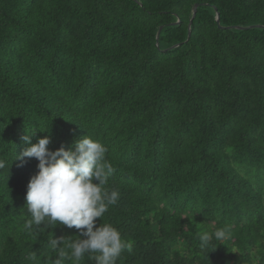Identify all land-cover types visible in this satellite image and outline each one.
I'll return each mask as SVG.
<instances>
[{"label":"trees","instance_id":"obj_1","mask_svg":"<svg viewBox=\"0 0 264 264\" xmlns=\"http://www.w3.org/2000/svg\"><path fill=\"white\" fill-rule=\"evenodd\" d=\"M28 131L107 147L117 264H264V0H0V264L80 238L25 228Z\"/></svg>","mask_w":264,"mask_h":264},{"label":"clouds","instance_id":"obj_2","mask_svg":"<svg viewBox=\"0 0 264 264\" xmlns=\"http://www.w3.org/2000/svg\"><path fill=\"white\" fill-rule=\"evenodd\" d=\"M29 132V131H28ZM22 137L30 146L17 153L14 160L20 165L29 159L38 161V172L31 176L25 196L30 218L26 230L32 231L43 224L45 227L63 225L75 228L79 239L64 245V236L52 237L48 243L57 258L53 264H65L66 260L81 261L85 256L95 264H117L121 254L131 251L130 243L123 238L118 228L110 223H100L109 207L119 199L118 190L106 186L114 174L112 163L106 158L107 147L89 133L75 140L71 147L61 145L52 150L48 146L51 136L46 135L32 143L31 134ZM4 165L0 163V168ZM228 238V230L217 228L202 233L201 247L211 246L213 240ZM29 260H35L29 254Z\"/></svg>","mask_w":264,"mask_h":264},{"label":"water","instance_id":"obj_3","mask_svg":"<svg viewBox=\"0 0 264 264\" xmlns=\"http://www.w3.org/2000/svg\"><path fill=\"white\" fill-rule=\"evenodd\" d=\"M198 6H199V4L196 3L195 6H194V8H193V16H192V19H193V17H195V15H196V12H197V8H198ZM216 18H217V22H218V24H220V17H219V15H218V13H217ZM192 19H191V21H190V25H191V23H192ZM179 22H180V20L176 21L175 23H179ZM160 29H161V28H160ZM159 32H160V31H159ZM158 37H159V34L157 35V38H158Z\"/></svg>","mask_w":264,"mask_h":264}]
</instances>
